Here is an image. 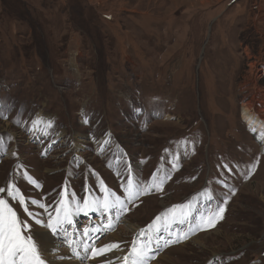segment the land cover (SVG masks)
<instances>
[{"label":"rangeland","instance_id":"rangeland-1","mask_svg":"<svg viewBox=\"0 0 264 264\" xmlns=\"http://www.w3.org/2000/svg\"><path fill=\"white\" fill-rule=\"evenodd\" d=\"M257 94L264 0H0V187L17 190L0 198L38 253L63 202L121 253L163 218L147 264H264V146L243 119Z\"/></svg>","mask_w":264,"mask_h":264},{"label":"bare ground","instance_id":"bare-ground-1","mask_svg":"<svg viewBox=\"0 0 264 264\" xmlns=\"http://www.w3.org/2000/svg\"><path fill=\"white\" fill-rule=\"evenodd\" d=\"M253 89L256 90V93H258L257 92L258 88L256 83L253 84ZM257 98H259L258 94L257 96L254 97V101L256 99V103L257 105H259L257 106V108L261 115L258 116L252 114V112H254V110H252L253 107L248 105L247 107L244 106L243 119L245 120L246 124L250 127L251 131H253L256 135L260 137L261 144L264 146V119H263L264 101H262L264 98L261 97L260 101H257ZM38 119L40 120L39 124L41 123L45 125L51 124L50 122H48V119L45 118V116H43V114H40L36 120ZM118 209L119 208L117 207V212L119 213ZM85 212L88 213L87 210H85ZM61 217L63 218L62 214ZM56 218L57 217L53 218V220L51 221L54 226L56 225ZM77 219H78V215L71 213L67 217V220H63V222L59 224V226L57 227V231L54 232L51 227L46 225L43 230H40L38 233L36 232L37 241H38L37 248L39 250V253H42L43 257H47L46 262L42 259V257H40L44 261V264H57L48 255L57 252V247L55 246L53 241L59 237L61 238L64 237L66 241H68L69 243L68 245L72 247L71 252H68V254H66V258H68L67 260L68 263L66 261V263L64 264H83L82 261H86L87 264H131V260L134 258L135 251L128 254L126 252L121 253L120 251H117L118 249L113 247L114 245H109V246L107 245L106 247L103 248H100V246H95V240L97 241V236H98L97 232L91 231L81 235V233L76 230L75 224ZM68 221H70L71 223L69 224ZM109 221L110 224L115 222L112 219H110ZM125 222L131 228V224L126 220ZM173 222L170 221L171 226L173 225ZM66 227H70L71 230L69 231L66 230ZM108 227H111V225H109ZM135 229L138 228H134L133 230ZM163 229L164 232H167L166 226L163 223V218L160 217L149 225V227L147 228V232H143V233L141 232V235H143V238L145 239L144 244L147 249L146 251L150 252L147 255L148 259L154 258L155 255L153 254V251L157 252L159 248H162L164 246L159 244L158 241L159 237L162 238L161 236L163 233L162 231ZM170 235L171 237L175 238L174 233H170ZM113 238H114L113 241H119L118 238H116V236H113ZM169 240L172 239L170 238L165 239V242H168ZM126 257L128 258L127 262L125 260ZM160 260L161 261L165 260V257L160 256ZM17 264H19V261H17Z\"/></svg>","mask_w":264,"mask_h":264},{"label":"snow or ice","instance_id":"snow-or-ice-1","mask_svg":"<svg viewBox=\"0 0 264 264\" xmlns=\"http://www.w3.org/2000/svg\"><path fill=\"white\" fill-rule=\"evenodd\" d=\"M39 123V119L33 121V127L36 128ZM48 126L50 127L51 125L49 124ZM5 192L6 189L0 187V194H4ZM6 195L13 199L16 198L17 190L15 189V185L11 183L7 185ZM118 201L119 197H116L115 202ZM115 202L110 201L107 197H105L103 201H88L85 199L84 208L82 209L81 206L77 204L76 209L77 211H84L86 209H94L99 205V207H102L107 211L115 206ZM18 203L20 205L25 204L23 196H20ZM31 203L36 204L38 202L33 200ZM40 207L44 208L45 206L40 205ZM223 211V208L219 209V213H223ZM24 212H26L29 217H33L36 224L41 223V220L36 218V214L29 212L27 207L24 208ZM62 212L63 218L61 217L60 210H58L55 226L51 222V219L48 222V226L51 227L54 232L57 231L59 224L62 223L63 220H67V217L71 214L69 208L67 205H63V202ZM205 220L209 226H214L211 219L205 218ZM68 222L69 224L71 223L70 221ZM29 223L22 224L17 216V211L10 205V202L6 199L0 198V264H17V261H19V264H44V261L40 258V255L36 250V246L32 243V236H25L22 234V228H28ZM146 257L147 251L143 248L138 249L134 253V258L131 260V264H147ZM125 260L127 262L128 258L126 257Z\"/></svg>","mask_w":264,"mask_h":264}]
</instances>
